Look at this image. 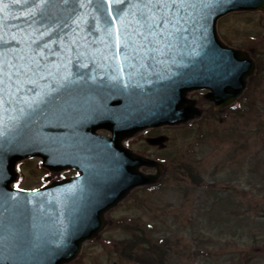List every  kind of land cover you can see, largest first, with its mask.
<instances>
[{"label":"water","instance_id":"1","mask_svg":"<svg viewBox=\"0 0 264 264\" xmlns=\"http://www.w3.org/2000/svg\"><path fill=\"white\" fill-rule=\"evenodd\" d=\"M241 10L263 12L264 0L0 2V264L75 259L106 212L161 175L142 173L157 163L123 140L190 121L192 90H211L218 108L237 101L255 61L216 25ZM32 157L81 174L14 188L17 162Z\"/></svg>","mask_w":264,"mask_h":264},{"label":"rangeland","instance_id":"2","mask_svg":"<svg viewBox=\"0 0 264 264\" xmlns=\"http://www.w3.org/2000/svg\"><path fill=\"white\" fill-rule=\"evenodd\" d=\"M218 25L228 45L256 60L242 111L217 114L202 101L200 119L130 139L167 171L112 209L105 231L69 264H264V12L231 13ZM152 134L169 137L164 148L146 143ZM74 173L33 158L18 165L14 185L34 190Z\"/></svg>","mask_w":264,"mask_h":264},{"label":"snow or ice","instance_id":"3","mask_svg":"<svg viewBox=\"0 0 264 264\" xmlns=\"http://www.w3.org/2000/svg\"><path fill=\"white\" fill-rule=\"evenodd\" d=\"M0 2H2V0H0ZM118 2H123V0H118ZM153 2H154V0H146L147 4H151ZM156 2H163V0H156Z\"/></svg>","mask_w":264,"mask_h":264}]
</instances>
